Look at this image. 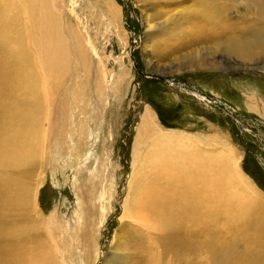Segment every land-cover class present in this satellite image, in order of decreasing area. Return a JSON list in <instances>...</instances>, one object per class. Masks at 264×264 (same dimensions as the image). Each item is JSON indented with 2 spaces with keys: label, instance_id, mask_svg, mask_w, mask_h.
<instances>
[{
  "label": "rangeland",
  "instance_id": "obj_1",
  "mask_svg": "<svg viewBox=\"0 0 264 264\" xmlns=\"http://www.w3.org/2000/svg\"><path fill=\"white\" fill-rule=\"evenodd\" d=\"M111 2L0 0V146L12 145L20 97L18 112L31 119L22 133L35 153L14 164L0 156V247L47 235L56 264H105L113 256L128 264L134 247L127 244L143 229L123 215L127 185L145 194L143 181L155 177L133 166L146 111L162 132L181 137L176 151L196 149L211 160L227 154L222 189L256 207L237 243L264 234V47L255 45L246 60L229 53L236 41L264 43V0ZM43 48L51 54L45 68ZM14 181L33 205L1 192ZM87 232L95 247L89 260Z\"/></svg>",
  "mask_w": 264,
  "mask_h": 264
},
{
  "label": "bare ground",
  "instance_id": "obj_2",
  "mask_svg": "<svg viewBox=\"0 0 264 264\" xmlns=\"http://www.w3.org/2000/svg\"><path fill=\"white\" fill-rule=\"evenodd\" d=\"M106 1L108 2L106 6L111 7L113 4L111 0ZM38 10L42 24L40 27L44 29L43 4ZM117 16H119L118 13H116ZM233 43L229 53L242 60L252 58L251 52L255 45L264 47V43L259 39ZM41 46H44L42 42ZM42 52L45 55L43 58L40 57L41 62L44 68L49 67L47 60H50L51 54H46L49 53L47 48H43ZM62 52L63 46L60 43L57 49L60 58ZM59 57L58 62H60ZM151 63V61L147 62L149 65ZM188 66L193 67V64L188 63ZM199 66L200 68L209 67L205 64ZM2 68L0 66V69ZM32 85L30 91L33 94V101L38 102L34 83ZM18 96L20 95L15 97ZM18 99L20 101H14L15 121L10 124L9 129L8 141H11L12 145L0 146V156L9 164L22 159L27 160L29 156L35 158L34 143L28 142L27 137L22 133L27 123L31 121L30 113L29 111L18 112V105H24L25 102L20 97ZM29 110L32 115L34 111L31 108ZM1 112L0 115H3ZM29 127L28 140H34V130L31 125ZM220 138L223 143L219 142V144L224 145L225 148L228 147L223 137L220 136ZM180 139L181 137L177 134L162 132L156 126L152 114L146 111L134 142L133 166L136 169L143 165L144 170L150 167V173H154L155 177L150 184L143 181L144 186L147 184L145 194L141 193L142 191L134 192L133 183L131 188L130 182L127 185L126 198L128 199L125 198L126 206L123 207V215L143 229L142 233L139 230L133 234L136 242L127 244V247L130 245L134 247L128 264H264V234H257L254 237L245 236L243 239L245 242L238 244L240 241L237 238L244 233L245 225L256 220L250 217L256 207L252 202L240 203L230 195V198H227L228 194L222 189L229 182L225 178L224 171L228 164L227 154L225 156L223 153L222 158L211 160L210 157L207 159L206 156H201L196 149L193 153L190 151V155L185 149L178 152L176 150L181 147ZM230 173L229 176L232 177ZM133 176H135V170ZM3 188L4 191L1 192H9L11 196L14 194L16 200L22 204L33 205V197H30L23 185L16 184V181L10 187L4 183ZM247 217L248 221H246ZM260 228L264 232V222ZM86 234L83 235L87 236V247L92 244L90 249L85 250V257L89 260L95 247L92 234L91 237L88 236V232ZM231 235L233 238L229 239ZM45 238L47 235H39V238L31 241L30 244L22 240L16 241L13 246L5 244L7 248L0 247V264H56L46 250L48 241ZM3 241H5L4 238ZM244 245L250 247V250ZM135 249L139 250L137 256L134 255ZM113 259L117 264H124L117 256L106 259L105 264H111Z\"/></svg>",
  "mask_w": 264,
  "mask_h": 264
}]
</instances>
